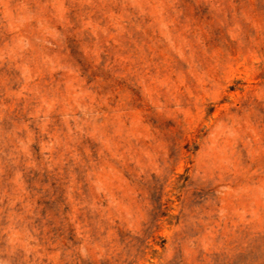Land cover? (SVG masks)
Returning <instances> with one entry per match:
<instances>
[{
  "label": "rangeland",
  "instance_id": "obj_1",
  "mask_svg": "<svg viewBox=\"0 0 264 264\" xmlns=\"http://www.w3.org/2000/svg\"><path fill=\"white\" fill-rule=\"evenodd\" d=\"M0 264H264V0H0Z\"/></svg>",
  "mask_w": 264,
  "mask_h": 264
}]
</instances>
